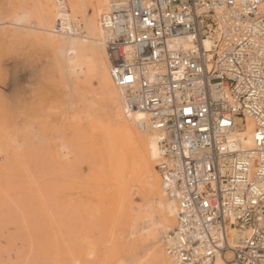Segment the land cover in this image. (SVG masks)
Masks as SVG:
<instances>
[{
  "label": "built area",
  "instance_id": "built-area-1",
  "mask_svg": "<svg viewBox=\"0 0 264 264\" xmlns=\"http://www.w3.org/2000/svg\"><path fill=\"white\" fill-rule=\"evenodd\" d=\"M100 23L126 112L160 135L174 261L264 264V0H107Z\"/></svg>",
  "mask_w": 264,
  "mask_h": 264
},
{
  "label": "bare ground",
  "instance_id": "bare-ground-1",
  "mask_svg": "<svg viewBox=\"0 0 264 264\" xmlns=\"http://www.w3.org/2000/svg\"><path fill=\"white\" fill-rule=\"evenodd\" d=\"M106 2L0 0V76L20 90L12 113L4 109L7 99L2 101L5 111L0 113V174L17 154L21 134L40 135V153L63 167L58 179L71 183L65 190L76 199L84 198L74 201L72 197L74 202L70 201L75 214H81L76 216L72 211L74 232H82L68 251L73 264H106L116 242L133 249V263L134 246L149 249L135 264L150 259L152 264H177L169 252L175 204L161 188L155 169L162 160L160 135L149 128H138L144 115L126 112L111 79L100 23ZM209 44L207 40L203 43L205 48ZM46 65L53 70L55 80L51 84L40 79ZM20 74L24 88L18 84ZM89 74L96 77L97 90L86 84ZM4 93L0 90V97ZM68 95L75 96L74 111L64 118L57 109L60 97L66 99ZM94 99L96 108L89 104ZM34 119L39 127L33 125ZM251 129L247 123L235 133L241 148L251 147ZM12 130L16 137L7 140L5 134ZM63 136L70 137L72 148L62 140L50 143ZM104 183H112L116 189L108 192ZM134 195L139 204L134 203ZM113 229L118 234L113 233L111 238ZM90 231L101 239L90 241ZM52 242H48L50 247L59 250L60 244Z\"/></svg>",
  "mask_w": 264,
  "mask_h": 264
},
{
  "label": "rangeland",
  "instance_id": "rangeland-1",
  "mask_svg": "<svg viewBox=\"0 0 264 264\" xmlns=\"http://www.w3.org/2000/svg\"><path fill=\"white\" fill-rule=\"evenodd\" d=\"M52 73L53 70L50 66H43L40 79L46 84H51L55 80ZM22 74H20L18 82L20 88L26 87L25 82H23ZM93 76V74L88 75L86 81L89 80V82H86V84L88 85L89 83L90 88L95 90L97 84L96 77ZM28 80L31 81L32 79ZM8 81L9 79L4 75L0 76V90L5 92L2 96L4 99L0 97V113L5 110L12 113L11 111L16 105V98H18L17 94L20 91L12 85V82ZM59 89L61 90V88ZM68 90L69 88H67V91ZM63 97L59 99L60 106L57 111H60L58 112L59 116L65 118L74 111L72 106L75 101V96L72 98L71 95H68L66 99ZM4 100L8 102L7 109L2 105V101ZM94 101L96 100H91L89 103L92 108L93 106L95 107V105L98 107V103ZM51 104L55 105L56 103L51 102ZM75 113H77V111H75ZM6 118H9V116ZM9 123H11V121H9ZM33 125L36 127L40 126L35 119L33 120ZM11 126L12 125L9 126L10 129H12ZM5 135L8 136H6L7 140L12 139L11 137H16L13 130L10 131L9 135L8 133ZM40 138L41 136L37 134L32 135L27 132L21 134V137L18 139V144L20 146L18 145V149L16 148L17 154L14 156L15 158L12 157L10 160L12 164L9 163L4 174H0V264H73L71 261V254H69L68 251L75 243L73 239L79 237L82 232L80 229L75 233L73 229L75 227H73L72 224V216L76 214L74 212L75 210L72 209L73 204L71 205L70 203L72 202L71 198L74 196H71V194L66 191L71 183L69 184L67 179L61 178L63 171L62 166L59 167L53 163L49 157L47 159V157L40 153L38 149ZM61 140L65 142L66 146L72 148L70 137L67 136L49 142L60 143ZM83 166H85V164H83ZM156 166L155 169L157 171ZM60 170L61 172H59ZM59 176H61L60 179H58ZM65 181H67V184ZM103 187L106 188L108 192L116 189V186L112 183H104ZM65 188L67 189L65 190ZM133 198L134 203L139 204L138 197L134 195ZM83 200L84 198L82 197L80 199L74 197V201ZM72 211L74 215H72ZM78 215L79 214L76 216ZM79 216H81V214ZM96 217L95 219L98 218ZM92 225H94V223H92ZM111 233V238L113 233L118 234L115 229H113ZM88 234L87 236L92 242L101 239L95 231H90ZM56 239L60 240L58 241ZM53 240H55L57 245L60 244V246H57L59 248V250H57L58 252L54 251L52 246L50 247L48 243ZM46 243L49 246L46 245ZM53 244L54 242H52L51 245ZM46 246L52 248L53 251L49 248L45 250L47 248ZM113 247L115 250L109 259L110 261L106 264H135L138 260L144 258V253L146 250L147 252L149 250L134 246V252L136 251L138 254H136V252L134 253L135 258L133 263L131 260L133 249L129 250V246L126 247L125 244H122L120 247L117 242ZM143 264H152L151 259L145 261Z\"/></svg>",
  "mask_w": 264,
  "mask_h": 264
}]
</instances>
